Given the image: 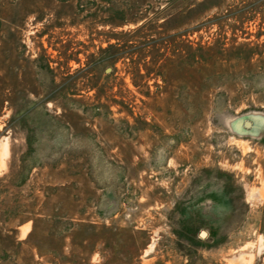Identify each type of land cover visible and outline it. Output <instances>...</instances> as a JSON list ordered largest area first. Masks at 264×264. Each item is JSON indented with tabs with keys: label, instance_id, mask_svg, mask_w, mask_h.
<instances>
[{
	"label": "rangeland",
	"instance_id": "374dc122",
	"mask_svg": "<svg viewBox=\"0 0 264 264\" xmlns=\"http://www.w3.org/2000/svg\"><path fill=\"white\" fill-rule=\"evenodd\" d=\"M245 113L264 0H0V264H264Z\"/></svg>",
	"mask_w": 264,
	"mask_h": 264
},
{
	"label": "water",
	"instance_id": "95a60500",
	"mask_svg": "<svg viewBox=\"0 0 264 264\" xmlns=\"http://www.w3.org/2000/svg\"><path fill=\"white\" fill-rule=\"evenodd\" d=\"M110 68L107 66L106 69ZM264 123V114L260 113H245L241 115H237L233 119H231L230 125L232 129L237 132H257L259 126Z\"/></svg>",
	"mask_w": 264,
	"mask_h": 264
},
{
	"label": "trees",
	"instance_id": "16d2710c",
	"mask_svg": "<svg viewBox=\"0 0 264 264\" xmlns=\"http://www.w3.org/2000/svg\"><path fill=\"white\" fill-rule=\"evenodd\" d=\"M80 224V226H84V225H91L92 226V228H96L97 226L99 227V229H97L96 231H97V233H98V238H102V241L104 242V240H106L105 238H107V236L106 235H104V234H102V231L103 230H109L110 231V229H111V226H109V225H106V224H104V223H102V224H95V223H92V222H80L79 223ZM99 232L101 233V234H99ZM95 238H91L90 240L93 242V240H94ZM79 263V262H78ZM84 263V262H83Z\"/></svg>",
	"mask_w": 264,
	"mask_h": 264
}]
</instances>
